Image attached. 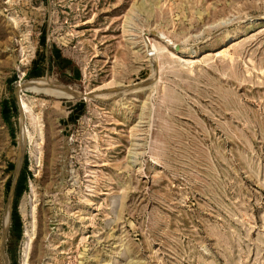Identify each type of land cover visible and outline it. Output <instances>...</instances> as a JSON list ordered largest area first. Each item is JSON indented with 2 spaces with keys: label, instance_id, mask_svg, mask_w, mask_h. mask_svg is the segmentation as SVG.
I'll list each match as a JSON object with an SVG mask.
<instances>
[{
  "label": "rangeland",
  "instance_id": "1",
  "mask_svg": "<svg viewBox=\"0 0 264 264\" xmlns=\"http://www.w3.org/2000/svg\"><path fill=\"white\" fill-rule=\"evenodd\" d=\"M0 264H264V0H0Z\"/></svg>",
  "mask_w": 264,
  "mask_h": 264
},
{
  "label": "bare ground",
  "instance_id": "2",
  "mask_svg": "<svg viewBox=\"0 0 264 264\" xmlns=\"http://www.w3.org/2000/svg\"><path fill=\"white\" fill-rule=\"evenodd\" d=\"M171 45H172V47L175 48L178 52H182V51H183L182 46L177 45L176 43H172ZM184 51H185V50H184ZM59 87H60V86H59ZM49 88H50V87H49ZM54 88H55V87H54ZM23 105H25L24 101H23ZM28 133H29V132H28ZM28 135H30V134H28Z\"/></svg>",
  "mask_w": 264,
  "mask_h": 264
},
{
  "label": "water",
  "instance_id": "3",
  "mask_svg": "<svg viewBox=\"0 0 264 264\" xmlns=\"http://www.w3.org/2000/svg\"><path fill=\"white\" fill-rule=\"evenodd\" d=\"M86 96H87V94H86Z\"/></svg>",
  "mask_w": 264,
  "mask_h": 264
}]
</instances>
